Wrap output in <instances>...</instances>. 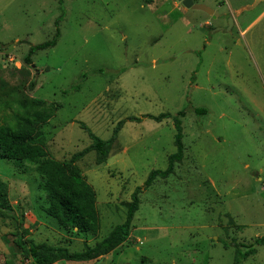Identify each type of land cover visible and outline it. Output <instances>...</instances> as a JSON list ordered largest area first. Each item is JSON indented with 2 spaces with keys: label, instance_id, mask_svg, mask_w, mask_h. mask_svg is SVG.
<instances>
[{
  "label": "rangeland",
  "instance_id": "374dc122",
  "mask_svg": "<svg viewBox=\"0 0 264 264\" xmlns=\"http://www.w3.org/2000/svg\"><path fill=\"white\" fill-rule=\"evenodd\" d=\"M216 1L254 0H196L210 9ZM262 7L263 1L242 16ZM61 15L56 45L26 64L30 46L51 39ZM200 16L177 0H0V123L13 120V100L60 104L40 129L54 158L68 160L91 143L82 123L107 140L126 117L185 111L182 161L140 194L128 241L99 264H232L234 244L264 238L262 80L235 31H215L214 20L205 25ZM174 134L172 118L125 121L105 163L95 164L94 151L76 162L100 218L98 233L87 237L61 231L46 215L37 173L0 158V181L17 216H0V264H31L16 246L19 230L34 243L71 252L105 237L123 222L134 188L151 170L166 168ZM255 247L242 264H264V244Z\"/></svg>",
  "mask_w": 264,
  "mask_h": 264
},
{
  "label": "trees",
  "instance_id": "16d2710c",
  "mask_svg": "<svg viewBox=\"0 0 264 264\" xmlns=\"http://www.w3.org/2000/svg\"><path fill=\"white\" fill-rule=\"evenodd\" d=\"M151 2L152 0H143L144 4ZM62 19L63 15L56 19L55 33L51 39L30 46L23 59L26 64L32 63V55L36 51L56 45L60 37L58 25ZM103 71L102 69L98 70L100 73ZM121 72L123 70L117 72L116 75ZM33 87L34 82H31L29 89ZM11 107L13 108V120H5L0 123V158L18 164L17 166L22 172L31 169L39 175L41 179L40 188L45 195L43 211L56 220L61 231L78 237L96 235L100 228V218L95 208L94 192L76 162L87 153L94 151L96 153L95 164L105 163L125 121L140 122L143 118H149L161 122L163 119L172 118L175 128L174 145L176 150L167 156L166 168L163 170L153 169L148 173L143 184L134 188L130 201L126 202V215L123 222L115 225L105 237L93 245L85 244L81 251L71 252L67 246H54L45 242L34 243L31 239L26 238L28 233L26 229L19 230L15 234L16 246L20 249L22 257L29 259L31 264H54L58 261L99 259L127 242L130 230L134 227L132 220L139 208L140 194L149 188L156 178L164 179L170 175L176 164L180 163L184 157L181 126V118L185 115L184 110L177 112L174 116L170 113H160L158 115L145 114L142 118L126 117L116 123L110 138L107 140L96 136L82 123L81 128L87 132L91 143L73 153L68 160H58L46 149L40 129L55 115L61 105L34 97L13 100ZM194 112L204 114L206 110L195 108ZM0 216L17 218L15 210L9 202L7 187L3 181H0ZM19 217V225L22 226L21 213ZM223 244L225 247L229 246L226 242ZM262 244H264V238H257L248 245L234 244L235 251L232 264H242L249 256L257 252L255 246Z\"/></svg>",
  "mask_w": 264,
  "mask_h": 264
},
{
  "label": "crops",
  "instance_id": "0c3cea01",
  "mask_svg": "<svg viewBox=\"0 0 264 264\" xmlns=\"http://www.w3.org/2000/svg\"><path fill=\"white\" fill-rule=\"evenodd\" d=\"M194 2H196V0H194ZM259 3L251 10H255L259 6ZM246 5H249V3H242L239 5L228 4L225 6L224 3L216 1L215 5L212 6L213 15H209L203 11L205 13V16H200V18H205V25L210 24L208 23L209 18L213 19L216 23L215 31H225L228 17L231 16L233 18V24L230 29H227V31H235L234 34L238 39L239 45L246 48L251 53L253 52L252 56L257 67V74L262 80V83H260V85L264 87V26L259 27L260 23L264 19V7L258 10L256 14L252 16V18L245 20V16H242V14L243 12L250 10H243L237 14L236 12ZM123 151H125V149H123Z\"/></svg>",
  "mask_w": 264,
  "mask_h": 264
},
{
  "label": "water",
  "instance_id": "95a60500",
  "mask_svg": "<svg viewBox=\"0 0 264 264\" xmlns=\"http://www.w3.org/2000/svg\"><path fill=\"white\" fill-rule=\"evenodd\" d=\"M177 1H179L187 9H197V10L204 11L209 15H213V10L202 3H196L194 2V0H177ZM261 1H264V0H254L251 4L243 6L240 10L236 12V14L243 10L253 9ZM227 20H228V27L226 29H230V27L233 24V18L230 16L228 17ZM102 260L103 258L101 257L98 260H96L94 264H99Z\"/></svg>",
  "mask_w": 264,
  "mask_h": 264
}]
</instances>
